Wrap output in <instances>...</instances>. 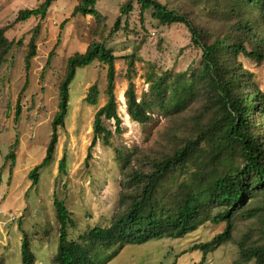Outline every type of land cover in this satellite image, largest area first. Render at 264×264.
Returning <instances> with one entry per match:
<instances>
[{
  "label": "rangeland",
  "instance_id": "374dc122",
  "mask_svg": "<svg viewBox=\"0 0 264 264\" xmlns=\"http://www.w3.org/2000/svg\"><path fill=\"white\" fill-rule=\"evenodd\" d=\"M43 0H0V27L11 24L6 35L16 45L0 69V264H23L22 237L25 232L35 255V264H57L59 222L53 204L57 195L71 211L74 225L69 237L79 239L89 228L107 225L118 210L122 188L120 156L133 157L170 146L174 135L195 138L197 125L208 120L201 112L202 102L194 100L185 110L168 113L153 105L151 118L141 124L127 116L124 92L128 85L129 57L135 55L134 76L138 99L150 95L148 74L160 75L198 69L202 51L191 43V33L183 23L162 22L153 9H134L121 16V25L113 27L120 7L126 0H97L94 15H72L78 0H54L41 20L37 38V54L26 68L27 44L33 27L40 21L33 16L25 22H14L18 11L35 8ZM188 13L195 22H202L216 33L227 24L209 13L216 0H159ZM97 39L105 42L118 56L115 67V96L122 119L121 131L114 120H105L112 130L110 143L98 140L87 157L93 139V120L99 107L107 101V65L99 60L79 67L70 84L69 110L63 126L58 127V142L53 161L38 172L34 184L29 173L39 164L51 139L52 121L58 110L59 85L66 72V63L76 51H85ZM238 59L254 73L253 81L264 92V62L240 54ZM97 84L96 104L85 100L90 86ZM169 96V94H168ZM20 99L21 114L15 118ZM180 138V137H179ZM178 140V138H177ZM206 145V142H202ZM13 152L14 159L8 157ZM65 155L66 171L59 170ZM13 217V218H12ZM225 222L209 221L180 238L163 237L142 244H127L122 250L112 247L103 255L114 254L107 264H232L240 255V242L245 245L264 242V216L238 217L233 239L203 257L194 245L209 241L221 232ZM120 251V252H118ZM244 264H255L254 260Z\"/></svg>",
  "mask_w": 264,
  "mask_h": 264
},
{
  "label": "trees",
  "instance_id": "16d2710c",
  "mask_svg": "<svg viewBox=\"0 0 264 264\" xmlns=\"http://www.w3.org/2000/svg\"><path fill=\"white\" fill-rule=\"evenodd\" d=\"M54 0H43L35 8L18 11L14 22H25L33 16L40 21L33 27L27 44L26 68L37 54V38L42 23ZM142 10L153 9L165 23H183L191 33V43L202 51L198 69L182 72L148 74L150 95L138 99L133 81L135 55H128V85L124 92L129 117L144 124L151 115L153 105L168 113L187 109L194 100L202 102L195 138L175 134L170 146L142 153L135 163L130 155L120 156L122 188L118 197V210L107 225H96L79 239L69 237L68 227L74 225L71 211L57 195L53 204L59 222V241L55 261L57 264H107L114 254L103 255L112 247L122 250L127 244H142L163 237L180 238L209 221L225 222L224 229L209 241L194 245L203 257L233 239L238 217L264 216V92L253 81L254 73L238 59L240 54L264 62V0H216L210 14L227 24L225 30L216 33L202 22H195L188 13L159 0H126L120 7L113 31L119 29L121 16L134 9V3ZM97 0H78L72 15H94L101 18L96 9ZM13 25L0 27V69L8 61L16 45L9 39L7 30ZM118 56L105 42L93 39L85 51H76L66 63V72L59 85L58 110L52 121V134L42 161L29 173L34 184L38 172L49 165L55 155L58 127L63 126L69 110L70 84L79 67L99 60L107 65L108 96L98 108L93 120V139L87 157L98 140L110 143L113 135L105 120H114L116 131H121L122 119L118 113L115 96V67ZM169 94V96H168ZM99 95L97 84L90 86L86 102L96 104ZM21 114L18 99L15 118ZM201 122V120H200ZM180 137V138H179ZM178 138V140H177ZM206 145H202V142ZM8 157L13 158L11 152ZM14 159V158H13ZM59 170L66 171L65 155L59 160ZM239 258L232 264H244L251 260L264 264V242L245 245L240 242ZM120 252V251H118ZM23 264H35L28 235L24 232L21 245Z\"/></svg>",
  "mask_w": 264,
  "mask_h": 264
},
{
  "label": "bare ground",
  "instance_id": "6f19581e",
  "mask_svg": "<svg viewBox=\"0 0 264 264\" xmlns=\"http://www.w3.org/2000/svg\"><path fill=\"white\" fill-rule=\"evenodd\" d=\"M127 116H128V114H127Z\"/></svg>",
  "mask_w": 264,
  "mask_h": 264
},
{
  "label": "built area",
  "instance_id": "2783aa9c",
  "mask_svg": "<svg viewBox=\"0 0 264 264\" xmlns=\"http://www.w3.org/2000/svg\"><path fill=\"white\" fill-rule=\"evenodd\" d=\"M13 218V217H12Z\"/></svg>",
  "mask_w": 264,
  "mask_h": 264
}]
</instances>
